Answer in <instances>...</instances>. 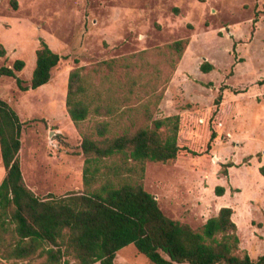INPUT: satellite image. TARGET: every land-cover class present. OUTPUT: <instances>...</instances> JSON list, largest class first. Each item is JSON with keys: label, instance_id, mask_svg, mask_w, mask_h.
Returning <instances> with one entry per match:
<instances>
[{"label": "rangeland", "instance_id": "rangeland-1", "mask_svg": "<svg viewBox=\"0 0 264 264\" xmlns=\"http://www.w3.org/2000/svg\"><path fill=\"white\" fill-rule=\"evenodd\" d=\"M12 1L0 0V44L7 52L0 67L24 61L18 76L27 87L42 40L61 56L50 82L37 90L23 91L15 79H0V97L24 123L20 155L27 185L40 197L83 189L82 137L66 109L71 70L188 39L155 112V118L180 115L181 151L172 163L148 162L144 188L165 216L194 229L221 208H232L241 250L253 260L262 256L264 0H15L16 8ZM204 62L213 65L210 73L201 71ZM167 70L157 91L137 89L133 98L158 95ZM139 72L134 68L132 74ZM127 92L118 89L121 96ZM5 173L0 156V183ZM217 187L225 189L223 196L216 195ZM114 264L153 263L129 245Z\"/></svg>", "mask_w": 264, "mask_h": 264}, {"label": "trees", "instance_id": "trees-1", "mask_svg": "<svg viewBox=\"0 0 264 264\" xmlns=\"http://www.w3.org/2000/svg\"><path fill=\"white\" fill-rule=\"evenodd\" d=\"M12 3L16 8L15 0ZM189 43L181 39L103 61L93 69L71 70L66 109L82 137V190L40 197L27 185L20 155L24 123L0 97V156L6 172L0 184L1 261L114 264L120 250L134 245L153 264H264V254L253 260L241 250L232 208H221L217 216L194 229L165 216L155 196L144 188L146 164L172 163L181 151L180 115L155 118V112ZM40 45L30 86H24L18 76L25 68L22 60L1 66L0 79H15L23 91L48 84L61 56L46 41ZM6 53L0 44V57ZM150 55L159 59L151 63L145 58ZM165 66L168 74L159 94L149 101L133 98L137 89L146 94L148 87L157 91ZM134 68L141 72L133 76ZM213 69L208 62L201 66L203 73ZM147 76L148 82L143 83ZM121 87L127 88V94L119 95ZM220 101L221 96L215 105ZM260 173L264 176V166ZM224 175H228L226 168ZM215 192L223 196L225 189L217 187Z\"/></svg>", "mask_w": 264, "mask_h": 264}, {"label": "crops", "instance_id": "crops-1", "mask_svg": "<svg viewBox=\"0 0 264 264\" xmlns=\"http://www.w3.org/2000/svg\"><path fill=\"white\" fill-rule=\"evenodd\" d=\"M5 176V175H4ZM4 178V177H3ZM3 180V179H2ZM1 184V183H0Z\"/></svg>", "mask_w": 264, "mask_h": 264}]
</instances>
